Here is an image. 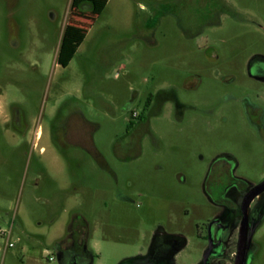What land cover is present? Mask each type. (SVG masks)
<instances>
[{
  "label": "rangeland",
  "instance_id": "1",
  "mask_svg": "<svg viewBox=\"0 0 264 264\" xmlns=\"http://www.w3.org/2000/svg\"><path fill=\"white\" fill-rule=\"evenodd\" d=\"M97 2L92 11L79 0H0V229L13 222L15 243L0 264H138L139 230L152 216L179 214L193 200L205 220L235 222L223 197L191 185L215 157L241 156L237 175L249 186L264 180V141L233 120H213L220 109L236 117L229 94L261 90L254 70H264L255 67L264 63V0ZM66 22L85 33L72 55L60 41ZM175 97L186 107L176 109ZM15 115L23 130L6 123ZM142 117L137 144L125 135ZM61 120L81 146L59 142ZM71 220L78 248L93 234L82 259L55 245ZM256 239L245 264H264V222ZM235 249L223 261L233 264ZM171 264H203L201 252Z\"/></svg>",
  "mask_w": 264,
  "mask_h": 264
},
{
  "label": "flooded vegetation",
  "instance_id": "2",
  "mask_svg": "<svg viewBox=\"0 0 264 264\" xmlns=\"http://www.w3.org/2000/svg\"><path fill=\"white\" fill-rule=\"evenodd\" d=\"M88 7L89 5L87 4L81 5V8L86 9ZM68 25L66 22L60 35L62 45V41L68 33L66 38L74 39L76 37L74 35L75 32H81L77 28H71L70 30ZM63 47L65 46L63 45ZM255 67L264 68V63L255 62ZM254 71L258 74L256 78L262 81V84L258 86L261 90L246 86V89H244L243 94L240 96L229 94L227 96L229 98L227 99H230L236 104L234 108L236 117L228 115L223 109H220V112H217L218 116L213 120H222V125L227 120H233L231 123L235 124L237 129L238 125L241 127L244 126L247 131L255 134L260 140L264 141V102L260 95V93L264 95V70L263 72H259L258 70ZM234 80L235 78L231 77L226 81L232 83ZM253 92H255V98H252ZM166 101L165 99H160L162 104H165ZM173 103L176 109L186 107L176 97L173 99ZM5 120L7 124L12 123L16 129L23 130L24 128L23 120H20L19 115H15L13 118L9 116ZM205 120L209 119L206 118ZM147 122L148 120H145L144 117L141 120H132L128 125L125 137H130L137 144H141L142 139L140 138L139 132ZM84 124L88 126L94 125L89 120H84ZM75 129L69 120H61L60 123H56L53 134L56 137L59 135V142H74L73 144L76 146H81L80 135L78 138ZM40 130L42 129L38 127L36 137ZM244 145L247 148V142ZM241 167V156L219 155L214 158L204 179L197 183L195 182V184H191L197 186L204 184L208 196L213 199H216V195L223 197L230 204L235 220L234 223L225 222L219 216L213 218L207 217L205 220L203 208L201 207L200 209L191 199L193 202H191V209L185 208L179 214L172 215L166 213L158 217L152 216L149 219V228L144 227L139 230L141 244L138 246V264H163L165 261L170 264L174 261L182 262L184 255L188 253L198 255L199 252H201L203 264H228L223 259L226 257L227 251L232 244L235 245L236 249L230 254L234 256L233 264H236L242 232L247 240V256L248 248H253L254 244L258 242L256 236L264 222V204L262 203L264 189L253 196L258 188L264 186V180L257 181L255 184L249 186L246 180H243L242 176L237 175ZM119 197L124 201H133L129 196L122 193L119 194ZM185 199L190 201L188 195L185 196ZM256 219L263 221L261 223H255L254 221ZM80 222L82 223L84 221L81 220ZM70 229L73 236L71 244L69 245L71 248L70 253L74 252L82 259L86 252V246H88L93 234H87L88 243L80 244V249L76 246V231L72 227ZM84 229V227H78L80 233H83L82 231ZM173 239H179L181 243L173 246L170 242Z\"/></svg>",
  "mask_w": 264,
  "mask_h": 264
},
{
  "label": "trees",
  "instance_id": "3",
  "mask_svg": "<svg viewBox=\"0 0 264 264\" xmlns=\"http://www.w3.org/2000/svg\"><path fill=\"white\" fill-rule=\"evenodd\" d=\"M79 1H80V4L89 5L88 8L90 10H92V11H94V10H96L98 8L97 0H79ZM74 35L76 36L74 39L73 38L72 39H68L65 36V38L62 41L63 45L69 51L70 55L76 53V51L78 50L79 46L81 45V43L83 42V40L85 38V33L84 32L83 33L82 32H75ZM72 221L73 220L70 221L68 227L71 226ZM70 228H68L66 235L62 239L57 240L56 243H55L56 246H58L59 248H61L62 250L66 251V252H70L71 248L69 247V245L71 244V240L73 238Z\"/></svg>",
  "mask_w": 264,
  "mask_h": 264
},
{
  "label": "crops",
  "instance_id": "4",
  "mask_svg": "<svg viewBox=\"0 0 264 264\" xmlns=\"http://www.w3.org/2000/svg\"><path fill=\"white\" fill-rule=\"evenodd\" d=\"M43 135H44V132L42 130H40L39 133H38V135H37V137H36V140L40 141L43 138ZM46 152H47L46 149L44 147H41L40 154L41 155H45ZM56 167H57V173H59V174H62L64 171H66L65 165L62 162V159H61V155L60 154H56ZM73 201H72L73 202V206H71V207H74V205H75V202L76 201L74 199H73ZM71 207L69 208V210L71 209ZM67 229H68V226L66 228V223H65V229L64 230H63V228H59V230H61V231H58L56 233V236H55L56 240L63 238L66 235V233H67Z\"/></svg>",
  "mask_w": 264,
  "mask_h": 264
},
{
  "label": "built area",
  "instance_id": "5",
  "mask_svg": "<svg viewBox=\"0 0 264 264\" xmlns=\"http://www.w3.org/2000/svg\"><path fill=\"white\" fill-rule=\"evenodd\" d=\"M12 231H13V222L11 223V225H9L8 228L0 229L1 235L3 236V238H5L4 245L0 246V251L6 252L10 248L15 246V243L11 240ZM53 259H54L53 257H50V260H53Z\"/></svg>",
  "mask_w": 264,
  "mask_h": 264
},
{
  "label": "water",
  "instance_id": "6",
  "mask_svg": "<svg viewBox=\"0 0 264 264\" xmlns=\"http://www.w3.org/2000/svg\"><path fill=\"white\" fill-rule=\"evenodd\" d=\"M264 189V186L261 188H258L254 194H258L260 193L262 190ZM252 196V197H253ZM246 236H244V233L242 232V236H241V241H240V246H239V250H238V256H237V260H236V264H245V256H246V249H247V243H246Z\"/></svg>",
  "mask_w": 264,
  "mask_h": 264
}]
</instances>
